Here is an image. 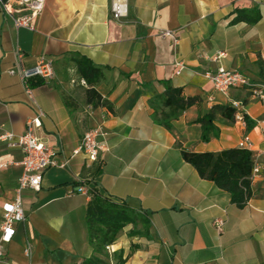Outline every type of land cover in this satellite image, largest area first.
Masks as SVG:
<instances>
[{"label":"crops","instance_id":"crops-1","mask_svg":"<svg viewBox=\"0 0 264 264\" xmlns=\"http://www.w3.org/2000/svg\"><path fill=\"white\" fill-rule=\"evenodd\" d=\"M113 2L127 6L119 22ZM237 10H256L261 18L234 23ZM33 24L34 32L17 29L0 11V135L22 136L42 114L34 135L58 153L60 163L69 162L49 169L39 192H22L26 220L16 226L0 264H82L91 258V197L78 193L82 186L143 211L151 221L150 237L132 235V225L124 229L111 246V264L121 252L124 264H264V104L242 89L221 94L205 77L224 66L264 82V0H46ZM161 31L174 32L178 45ZM17 52L28 68L41 58L54 62L53 80L32 81L38 83L34 102L23 80L8 73ZM220 54L225 56L214 61ZM77 57L102 69L96 89L112 109L86 104L88 87L81 85ZM177 63L185 66L179 75ZM167 84L200 98L171 130L154 118ZM233 103L243 104L244 121L218 115L219 136L202 141L197 120ZM95 128L105 132L99 142L106 148L91 162L85 152H75ZM246 137L262 170L253 180L252 198L239 209L181 151L219 153L238 148ZM23 158L20 148L0 143V223L3 205L17 196ZM218 218L225 221L222 234L213 226Z\"/></svg>","mask_w":264,"mask_h":264},{"label":"trees","instance_id":"trees-1","mask_svg":"<svg viewBox=\"0 0 264 264\" xmlns=\"http://www.w3.org/2000/svg\"><path fill=\"white\" fill-rule=\"evenodd\" d=\"M8 2L10 0H4ZM237 18L234 23L244 21L256 24L261 18L256 10H237ZM78 72L80 77L86 81L85 90L86 104L94 107L106 106L112 109L108 102L103 101L96 87L104 79L102 69L96 67L85 57H77ZM38 83L31 82V87ZM160 113L157 112L155 120L168 130L172 129L173 123L177 121L188 109L198 105L200 98L184 95L182 88L166 85L164 93L158 96ZM66 104L73 107V102L66 98ZM237 109L229 104L216 106L211 109L207 116L197 120L202 128V141L207 142L212 137L219 136V130L215 126L217 116L234 121ZM248 129H253L255 123L245 117ZM184 161L190 164L201 178L213 182L216 187L230 194L231 203L239 209L246 207L253 196L252 173L255 164L254 154L250 150L241 148L226 149L219 153H193L182 149ZM86 224L89 231L90 245L94 255L83 261L82 264H111L113 256L107 251V247L114 245L120 234L126 227L132 225V235L141 234L150 237L149 229L151 221L143 211L132 208L127 203H118L101 196L92 190L91 201L87 207ZM142 226L143 231L137 228ZM117 264H124L123 252L114 255Z\"/></svg>","mask_w":264,"mask_h":264},{"label":"built area","instance_id":"built-area-1","mask_svg":"<svg viewBox=\"0 0 264 264\" xmlns=\"http://www.w3.org/2000/svg\"><path fill=\"white\" fill-rule=\"evenodd\" d=\"M45 4L46 0H10L8 2L0 0V11H3L13 18L14 25L17 29H27L34 32L36 28L33 22L42 14ZM127 12L128 10L125 4L113 2L112 13L115 20L118 22L121 21V19L127 15ZM160 35L173 39L175 45L179 43L172 31H161ZM16 54V64L8 73L11 76H19L23 80L26 84L28 98L34 102L31 82L36 79L45 82L53 80L55 78L54 62L47 58H41L36 66L28 68L24 65V55L21 52H17ZM224 56L225 54H220L214 61ZM177 67L179 68L177 72L179 75L185 66L183 63H177ZM205 77L212 82L215 90L221 94L227 95L232 89H242L246 91L251 98L264 104V82H252L241 72L228 70L224 66L218 67L217 71L214 73H206ZM81 85L87 87L86 81L82 80ZM242 105V103H233V106L237 109L236 117L244 121L242 113L240 112ZM41 117L42 114L30 120L27 123V131L22 136H16L13 133H4L0 135V143H7L12 147H18L24 154L23 161L21 162L23 174L17 182V196L15 200L5 203L2 207V220L0 223V263L5 260L6 247L13 241L16 234V226L24 223L26 220L22 192L25 190L39 192L46 172L54 167L64 168L69 162L60 163L58 161V153L47 147L34 135V129L40 128L42 125ZM262 126L264 130V121ZM105 135L102 128H95L87 131L84 134L81 146L75 154L83 151L88 156L89 161L97 162L100 154L106 148L104 144L99 142V139ZM238 148L252 151L253 144L249 137L244 138L239 143ZM261 170V166L255 162L252 180L261 173ZM78 193L91 197V194L88 193L85 186L80 187ZM213 226L218 233L222 234L225 230L224 219H216ZM107 251L111 254L112 247H107ZM27 253H29V250Z\"/></svg>","mask_w":264,"mask_h":264}]
</instances>
